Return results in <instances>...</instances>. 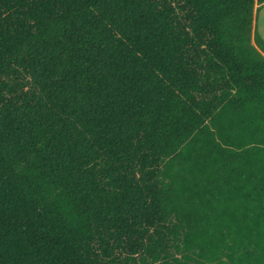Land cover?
Here are the masks:
<instances>
[{
  "label": "trees",
  "instance_id": "obj_1",
  "mask_svg": "<svg viewBox=\"0 0 264 264\" xmlns=\"http://www.w3.org/2000/svg\"><path fill=\"white\" fill-rule=\"evenodd\" d=\"M264 0H0V264H264Z\"/></svg>",
  "mask_w": 264,
  "mask_h": 264
},
{
  "label": "crops",
  "instance_id": "obj_2",
  "mask_svg": "<svg viewBox=\"0 0 264 264\" xmlns=\"http://www.w3.org/2000/svg\"><path fill=\"white\" fill-rule=\"evenodd\" d=\"M260 26H261V30H262V31H260V33L264 38V9L260 14Z\"/></svg>",
  "mask_w": 264,
  "mask_h": 264
},
{
  "label": "rangeland",
  "instance_id": "obj_3",
  "mask_svg": "<svg viewBox=\"0 0 264 264\" xmlns=\"http://www.w3.org/2000/svg\"><path fill=\"white\" fill-rule=\"evenodd\" d=\"M263 9H264V5L261 7V9L257 12V18H256V25H257V29L259 30V31H262L261 30V26H260V14H261V12L263 11Z\"/></svg>",
  "mask_w": 264,
  "mask_h": 264
}]
</instances>
